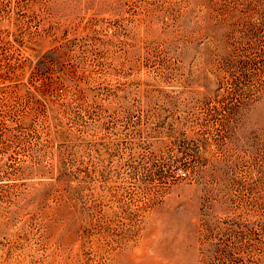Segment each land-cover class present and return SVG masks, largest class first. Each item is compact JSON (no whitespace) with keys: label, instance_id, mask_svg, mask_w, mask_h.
Returning <instances> with one entry per match:
<instances>
[{"label":"rangeland","instance_id":"1","mask_svg":"<svg viewBox=\"0 0 264 264\" xmlns=\"http://www.w3.org/2000/svg\"><path fill=\"white\" fill-rule=\"evenodd\" d=\"M0 264H264V0H0Z\"/></svg>","mask_w":264,"mask_h":264}]
</instances>
